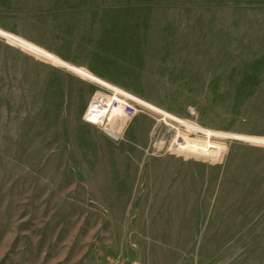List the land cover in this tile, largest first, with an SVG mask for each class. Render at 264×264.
<instances>
[{"label":"rangeland","instance_id":"obj_1","mask_svg":"<svg viewBox=\"0 0 264 264\" xmlns=\"http://www.w3.org/2000/svg\"><path fill=\"white\" fill-rule=\"evenodd\" d=\"M37 21L181 124L87 120ZM0 264H264V0H0Z\"/></svg>","mask_w":264,"mask_h":264},{"label":"built area","instance_id":"obj_2","mask_svg":"<svg viewBox=\"0 0 264 264\" xmlns=\"http://www.w3.org/2000/svg\"><path fill=\"white\" fill-rule=\"evenodd\" d=\"M94 82L97 84L98 89L95 90L86 109L85 118L93 123L99 124L108 132H114L116 125L122 127L133 116L147 109L173 120L163 113L157 112L148 107L145 104V101L147 100L144 101L143 98L108 80L103 79ZM173 121L181 124L176 120Z\"/></svg>","mask_w":264,"mask_h":264},{"label":"crops","instance_id":"obj_3","mask_svg":"<svg viewBox=\"0 0 264 264\" xmlns=\"http://www.w3.org/2000/svg\"><path fill=\"white\" fill-rule=\"evenodd\" d=\"M58 25V21H47L44 24L37 21L34 29L37 32L46 31L47 33L50 32V34H46L42 37L38 33L30 32L28 38L33 40L35 39L40 42V44H43V46L49 48L52 52L59 55L61 58L78 66L85 67L95 75L106 80L107 75L104 70L94 64L91 58L93 55L97 54V47L99 46L100 41L95 40L92 36L87 38H80L72 34L67 36H58Z\"/></svg>","mask_w":264,"mask_h":264},{"label":"bare ground","instance_id":"obj_4","mask_svg":"<svg viewBox=\"0 0 264 264\" xmlns=\"http://www.w3.org/2000/svg\"><path fill=\"white\" fill-rule=\"evenodd\" d=\"M94 81H98V80L95 79Z\"/></svg>","mask_w":264,"mask_h":264}]
</instances>
